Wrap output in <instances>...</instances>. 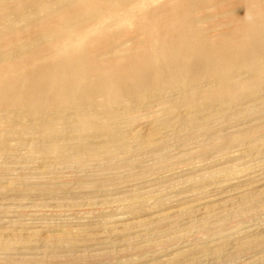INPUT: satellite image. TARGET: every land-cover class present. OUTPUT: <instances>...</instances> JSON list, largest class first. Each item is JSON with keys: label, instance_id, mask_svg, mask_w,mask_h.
I'll list each match as a JSON object with an SVG mask.
<instances>
[{"label": "rangeland", "instance_id": "1", "mask_svg": "<svg viewBox=\"0 0 264 264\" xmlns=\"http://www.w3.org/2000/svg\"><path fill=\"white\" fill-rule=\"evenodd\" d=\"M180 93L133 110L112 99L87 128L13 119L0 264H264V96L213 109L198 96L192 111Z\"/></svg>", "mask_w": 264, "mask_h": 264}, {"label": "bare ground", "instance_id": "2", "mask_svg": "<svg viewBox=\"0 0 264 264\" xmlns=\"http://www.w3.org/2000/svg\"><path fill=\"white\" fill-rule=\"evenodd\" d=\"M263 77L264 0H0V135L13 119L87 128L112 99L133 110L173 90L226 108L263 97Z\"/></svg>", "mask_w": 264, "mask_h": 264}]
</instances>
